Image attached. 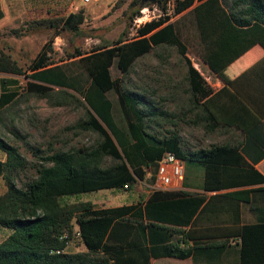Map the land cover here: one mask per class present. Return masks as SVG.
<instances>
[{"label": "trees", "instance_id": "16d2710c", "mask_svg": "<svg viewBox=\"0 0 264 264\" xmlns=\"http://www.w3.org/2000/svg\"><path fill=\"white\" fill-rule=\"evenodd\" d=\"M146 1L130 0L129 17ZM163 2L155 0L159 5ZM186 8L185 12L190 13L189 19L195 25L194 39L199 45L195 50L210 69L219 68L252 43L264 46V0H174V14ZM82 18L81 9H76L30 22H43L54 28H77ZM135 32L125 38L123 29L110 43L95 45L87 52L75 46L68 52L67 57L71 58L56 63L48 59L50 34L29 59L26 70L0 49L2 72L23 73L26 92L48 94L50 89L57 87L59 98L82 100L85 118L75 125L97 129L101 135L95 144L84 147L46 153L39 147L33 148L38 159L33 164L34 174L19 183L14 179L18 169L25 167V157L18 147L0 136V148L5 152L0 159L4 185L0 193V226L8 230L0 239V264H149V257L187 256L190 248L172 240V233L178 230L172 224L187 222L192 210L200 205L202 195L174 199L178 190L150 188L147 197L128 204L97 206L88 200L61 202L59 199L68 193L94 188L122 187L124 184L122 188L127 189L144 177L146 167L152 168V182L155 160L164 149L171 150L183 161L195 159L203 167V188L231 183L241 176L249 179L244 170L234 172L237 178L226 179L224 176H229L226 167H219V164L236 162L239 156L235 149L212 144L207 149L183 150L177 142V130L168 129L158 135L149 129L155 117L167 114L165 107L158 105L152 90L148 93L145 87L139 91L124 88L121 78H113L110 74L108 67L112 62L126 74L141 53L160 44H174L183 59V79L192 95L191 108L198 120L208 115L199 102L206 95L207 87L186 55L187 45L179 38L174 19H167L166 14L149 17L135 27ZM68 60H74L83 75L69 69ZM16 81V78L0 76L1 107L15 98L17 87H7ZM107 90L116 93L124 125L113 116V102L106 96ZM186 109L187 106L180 111L182 115ZM107 154L113 161L102 165V156ZM250 171L257 174L258 179H264L256 170ZM181 204L186 207L185 217L173 213V207ZM73 222L85 249L64 250ZM251 226L244 225L240 233L242 262L253 255L252 244L246 237V230Z\"/></svg>", "mask_w": 264, "mask_h": 264}, {"label": "crops", "instance_id": "0c3cea01", "mask_svg": "<svg viewBox=\"0 0 264 264\" xmlns=\"http://www.w3.org/2000/svg\"><path fill=\"white\" fill-rule=\"evenodd\" d=\"M91 4L79 0H0V29L6 30L16 27L21 21L29 22L51 14L64 15L76 9L83 12ZM188 20L195 36L194 22ZM194 36V47L186 55L206 83L207 93L199 102L208 115L203 120L195 118L187 84L172 82L173 106L177 108L174 120L177 119L179 124L187 122L186 132L180 130V125L177 127V142L183 150L207 149L212 144L235 149L239 156L236 162L231 161L224 166L219 164V167H226L224 169L229 173V176H224L226 179L237 178L234 172L238 170H244L249 179L241 176L231 183L203 188V167L195 159L182 160V180L175 188H170L179 191L173 198L183 199L195 194L202 195L203 199L189 214L187 222L172 224L178 229L172 233V240L189 247L188 255L163 256L171 257L167 264H264V179H258L257 174L250 171L256 170L264 176V46L252 43L219 68L210 69L195 50L199 45L195 43ZM26 37L27 34H23L16 38L18 45L14 52L9 50L10 58L25 51ZM182 91H186L187 95L180 94ZM185 106L187 109L182 115ZM3 158L4 155L0 159ZM149 190L150 187L127 192L120 197L124 201L115 204L142 200L148 196ZM112 194V189L108 190L107 196ZM107 200H112V197ZM183 205L173 207V213L185 217L186 207ZM247 224L252 225L246 230V237L252 244L253 255L250 254L242 262L240 233ZM163 256L149 257L148 263L154 264L153 259Z\"/></svg>", "mask_w": 264, "mask_h": 264}, {"label": "rangeland", "instance_id": "374dc122", "mask_svg": "<svg viewBox=\"0 0 264 264\" xmlns=\"http://www.w3.org/2000/svg\"><path fill=\"white\" fill-rule=\"evenodd\" d=\"M130 0H90L92 6L86 7L83 12L82 22L77 25V28H62L52 27L46 23L33 24L28 20L21 21L16 27L6 30L0 29V49L5 53L9 50L14 52L17 47L16 38L23 34H27V46L21 55L11 58L15 64L21 69H27L26 64L29 59L37 52L42 40L48 35L51 36V48L48 50V59L56 62H63L67 57L68 52L74 47L82 52H87L95 45H104L110 43L124 29L122 36L125 38L136 34V25L129 17L132 7L129 6ZM171 1V0H170ZM174 1V0H173ZM88 3V2H87ZM166 0L159 5L155 2L146 1L141 7H145L143 15L140 19L157 17L165 10ZM137 13L139 14V10ZM189 8V7H188ZM188 8L180 11V15H172L171 19L175 20V24L179 29V38L187 45V53H190L193 36L192 27L189 25L190 13L185 12ZM178 13V14H179ZM67 67L75 73H82L80 66L74 61H69ZM108 69L113 78H121L122 86L134 90H142L145 87L148 93L152 90V96L157 100L158 105L165 107L167 114L163 117H155V121H151L152 127L150 130L160 135L167 132L177 130L180 125V130L186 132L187 122L178 123L174 120V110L177 109L174 104L172 90L170 85L172 82H182L184 73L183 59L177 53L174 44H160L155 46L150 51H145L136 57L128 69L126 74L114 66L113 62ZM0 76L16 78L17 81L8 85L7 88H16L15 98L5 106H0V136L5 141L14 144L23 154L26 160L25 167L18 169L14 182L19 183L21 179L34 174L33 164L37 162L32 149L39 147L43 153L51 152L54 149H66L69 147H84L90 144H95L100 139V134L97 129H83L75 125L78 120L85 118L84 103L75 101V99L63 100L59 98L57 87L49 90L48 94H33L26 92L24 89V81L26 76L23 73L11 75L8 72L0 70ZM120 80V81H121ZM181 83V84H182ZM113 102L112 113L117 120L124 125V119L118 110L116 93L112 90L105 92ZM180 94L187 95L186 91ZM172 95V96H171ZM78 96V95H77ZM80 97V96H79ZM157 120V121H156ZM5 152L0 148V158ZM113 161L110 155H104L101 159V164L106 165ZM143 178L137 179L132 183L131 187L123 189L122 187L109 188H94L78 193H68L61 196V202L66 201H92L95 205H114L119 202L127 192H134L139 189H148L150 186V176L152 173L151 167L145 168ZM3 177L0 175V193L3 192ZM113 191V194L107 196L108 190ZM138 192V191H137ZM112 197V200H107ZM102 199L107 200L105 202ZM124 201V200H122ZM76 224L73 222L72 232L67 237L64 250H82L85 249L82 241L76 234ZM6 227L0 226V239L4 236ZM171 257L163 256L153 259L154 264L170 263Z\"/></svg>", "mask_w": 264, "mask_h": 264}, {"label": "built area", "instance_id": "2783aa9c", "mask_svg": "<svg viewBox=\"0 0 264 264\" xmlns=\"http://www.w3.org/2000/svg\"><path fill=\"white\" fill-rule=\"evenodd\" d=\"M82 3H87L90 0H79ZM173 0H166L165 10L161 12V15L166 14L167 18H170L173 12ZM145 7H141L139 14H134L131 17V21L138 26L143 19H140V16L145 14L143 13ZM183 177V167L182 159L175 155L171 150L164 149L161 155L155 160V171L154 179L149 184L152 189L163 190L165 188H175L176 185L181 182ZM124 187V184H122ZM58 251V250H55Z\"/></svg>", "mask_w": 264, "mask_h": 264}, {"label": "water", "instance_id": "95a60500", "mask_svg": "<svg viewBox=\"0 0 264 264\" xmlns=\"http://www.w3.org/2000/svg\"><path fill=\"white\" fill-rule=\"evenodd\" d=\"M141 1H145V0H141ZM148 1H150V2H155V0H148Z\"/></svg>", "mask_w": 264, "mask_h": 264}]
</instances>
